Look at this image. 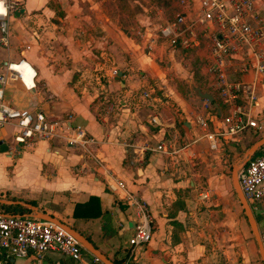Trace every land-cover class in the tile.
<instances>
[{
    "label": "crops",
    "instance_id": "obj_1",
    "mask_svg": "<svg viewBox=\"0 0 264 264\" xmlns=\"http://www.w3.org/2000/svg\"><path fill=\"white\" fill-rule=\"evenodd\" d=\"M16 1L15 9L6 14L8 37L6 43L0 40V68L7 61L21 76L7 77L0 85L2 100L19 108H42L51 115H72L70 123L96 141V154L128 191L148 203L152 237L134 248L128 264H255L260 257L256 240L245 242L244 218L234 207L225 206L235 204L229 180L220 173L210 175L209 167L214 152L224 153L225 144L248 136L255 127L217 134L216 149L201 136L205 127L213 132L225 129L223 116L231 102L223 101L212 86L214 78L207 72L209 45L203 36L198 45L184 48L159 35L160 25L173 17L175 0L171 16L159 9V19H146L151 23L147 25H117L110 15L106 20L98 11L103 10L100 0ZM255 8L264 19V0H256ZM188 57L201 63L203 82L185 71ZM237 64L229 78L247 88L254 83L256 102L250 114L263 125L264 72L255 81L251 69L238 71ZM173 70L181 71L176 78H189L190 88L180 87L176 79L168 83ZM192 83L213 93L220 115L212 102L194 93ZM199 116L206 121L204 127L197 122ZM15 131L9 124L0 125V198L34 201L39 210L74 227L107 257L123 264L136 222L123 192L111 190L92 167L76 171L82 162L80 151L62 139L35 136L27 144L15 139ZM162 139L174 148L187 146L170 153L140 147L146 141L155 147ZM214 182L219 191L210 193ZM207 190L210 196H203ZM91 196L97 198L93 202L99 203L94 207L100 214L73 215L76 203ZM80 210L90 209L80 206ZM242 241L240 250L233 249ZM82 253V263H95L93 253L84 247ZM0 263L75 264L54 250L42 257L8 256L1 247Z\"/></svg>",
    "mask_w": 264,
    "mask_h": 264
},
{
    "label": "built area",
    "instance_id": "obj_2",
    "mask_svg": "<svg viewBox=\"0 0 264 264\" xmlns=\"http://www.w3.org/2000/svg\"><path fill=\"white\" fill-rule=\"evenodd\" d=\"M256 0H175L173 17L159 27V35L171 45L179 44L184 48L198 45L199 36L208 42L207 72L213 76V88L223 101L231 102L230 111L223 116L225 129L213 132L205 127L202 137L207 139L209 147H218L217 134H237L247 127L260 128L251 114V107L256 102L254 83L250 87L238 80H230L229 74L235 62L238 71L251 69L254 80L264 72V19H260L255 8ZM4 10L0 12V40L7 42L8 23L6 14L18 5L16 0H3ZM20 71L12 63L3 61L0 68V85L7 77L17 78ZM144 95H149L144 92ZM246 100L237 103L238 99ZM72 115L60 116L46 113L38 107H14L2 100L0 86V125L15 128V139L31 144L36 137L42 139L60 138L70 148L80 151L82 162L76 171H86L88 167L102 175L107 186L113 191H122L123 198L134 208L136 222L129 238V252L123 264H128L136 246L144 245L152 237V213L148 203L128 191L124 181L96 154V141L84 128L73 126ZM198 124L203 127L206 121L199 116ZM171 143L164 139L153 147L144 142L142 149H155L165 153L178 152ZM91 163V166L88 163ZM240 188L253 213L257 210L264 215V147L254 154L238 170ZM204 193L203 196H207ZM255 214V213H254ZM258 231L264 248V227ZM0 247L6 255L28 256L33 253L42 257L47 251H58L82 263V244L67 230L54 222L35 215L0 214ZM94 264L100 263L95 256ZM1 264V263H0Z\"/></svg>",
    "mask_w": 264,
    "mask_h": 264
},
{
    "label": "rangeland",
    "instance_id": "obj_3",
    "mask_svg": "<svg viewBox=\"0 0 264 264\" xmlns=\"http://www.w3.org/2000/svg\"><path fill=\"white\" fill-rule=\"evenodd\" d=\"M172 0H100V6L103 8V10H98L100 13H103L102 16L105 19H108V15L112 16L114 21L117 25H147L151 24L150 22L145 21L146 19L156 22L159 18L157 15L159 9H164L165 13H168L169 16L172 14V7L171 2ZM58 16H61L62 13L60 10H57ZM101 16V17H102ZM189 58V57H188ZM189 64L185 65V67L188 70V72L191 73V79L196 80L197 82H203L202 80L205 78L202 74V65L199 61L196 59L189 58ZM182 68V67H181ZM176 71L175 74H169L168 83L170 84L172 80L176 79V82L179 84L180 87L183 88H190L189 83L186 81V79H189L187 77L185 78H176L178 77V73L181 72L180 70H173ZM205 82V81H204ZM172 84V83H171ZM174 84V83H173ZM177 84V85H178ZM181 84V85H180ZM153 87L156 89V91L161 92L160 85L154 83ZM164 89L165 86H163ZM264 135V124L260 126V128L252 129L250 134L248 136L242 137V139H239L238 141H233L232 143L229 142L224 145L223 151L224 153L219 154L217 152H214V158L212 161H210V165L212 167V174L210 175H216L220 173L222 176L225 175L227 177V180H229V193L230 197H233L235 199V204L232 206V204H225L226 207L231 209L234 207L233 210H237L239 213V216L244 218L245 221V242L249 239H255L254 235L251 231L250 225L247 221V218L245 216V213L242 209L241 203L234 191L232 182H231V168L232 163L241 155L244 153V151L248 148L249 144L256 141L259 137ZM231 143V145H230ZM221 155V157H220ZM208 176V175H207ZM222 178L219 179V184L222 186ZM215 183L211 184L213 190L211 189L210 193H217L219 190H217V187H220V185ZM209 188V187H208ZM208 195H209V190ZM210 196V195H209ZM223 203H219L218 207H222ZM224 206V205H223ZM255 215H258V225L259 227H264V215L259 214L256 211H254ZM243 242H239L238 245L234 246L233 249L237 250V248L240 250V246L243 245ZM245 244V243H244ZM237 247V248H236ZM255 264H262V260L259 257H256Z\"/></svg>",
    "mask_w": 264,
    "mask_h": 264
},
{
    "label": "water",
    "instance_id": "obj_4",
    "mask_svg": "<svg viewBox=\"0 0 264 264\" xmlns=\"http://www.w3.org/2000/svg\"><path fill=\"white\" fill-rule=\"evenodd\" d=\"M123 30H125L123 28ZM157 60V59H156ZM158 61V60H157ZM159 63H162L161 61H158ZM121 75L120 71L117 74V77ZM192 89L194 93L203 98L206 99L209 102H212L214 106L216 107L217 114L220 113V106L216 102L214 95L212 92L203 90L201 89L198 85H195L192 83ZM264 145V135L259 137L256 141H254L241 155V157L237 158L233 163H232V168H231V182L234 188V191L241 203L242 209L245 213V216L247 218V221L250 225L251 231L254 235V238L256 240L258 249H259V254L261 257V260L264 264V248L260 239L259 231H258V226H257V220L256 216L253 213L250 205L248 204L241 188L239 185L238 181V170L249 160L255 153L256 151ZM0 203H5V204H10V203H21L29 207L32 211L28 214L25 215H30L33 214L39 218L49 220L51 222L56 223L57 225L61 226L65 230H67L69 233H71L81 244L84 248L89 250L91 253H93L103 264H116L112 259L107 257L102 251H100L88 238H86L82 233H80L78 230H76L74 227L68 225L67 223L61 221L60 219L56 218L55 216L45 213L37 208L36 205L30 204V203H25L20 200H13V199H5V198H0ZM3 215H8L7 213H0Z\"/></svg>",
    "mask_w": 264,
    "mask_h": 264
},
{
    "label": "trees",
    "instance_id": "obj_5",
    "mask_svg": "<svg viewBox=\"0 0 264 264\" xmlns=\"http://www.w3.org/2000/svg\"><path fill=\"white\" fill-rule=\"evenodd\" d=\"M252 143H250L249 146ZM263 146L256 152V154L262 150ZM10 199L15 200L16 198L11 197ZM94 199L97 200L96 197L91 196L90 199L86 202L76 203V205L74 207L73 215L90 217V216H97L98 214H100V208L98 209L97 206L94 207V205H99V203L97 202V204H95L93 202ZM26 202L31 203V204H35V202L32 200H26ZM80 206L88 207V209H90V210H88V212H82V210H80ZM30 212H31V210L28 207L21 205L19 203H10V204L0 203V213H7L10 215H18V214L19 215H25V214H28ZM255 216H256V220H257L258 215H255ZM114 261L116 264H121V262H119L118 260H114Z\"/></svg>",
    "mask_w": 264,
    "mask_h": 264
},
{
    "label": "bare ground",
    "instance_id": "obj_6",
    "mask_svg": "<svg viewBox=\"0 0 264 264\" xmlns=\"http://www.w3.org/2000/svg\"><path fill=\"white\" fill-rule=\"evenodd\" d=\"M2 8L4 9V5H3V2H2ZM3 11V10H0V12Z\"/></svg>",
    "mask_w": 264,
    "mask_h": 264
}]
</instances>
